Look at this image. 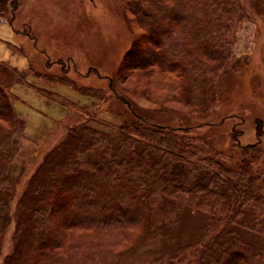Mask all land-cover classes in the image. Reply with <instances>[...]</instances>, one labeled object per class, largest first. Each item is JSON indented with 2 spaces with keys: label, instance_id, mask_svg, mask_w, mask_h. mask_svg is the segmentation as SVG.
Instances as JSON below:
<instances>
[{
  "label": "trees",
  "instance_id": "trees-1",
  "mask_svg": "<svg viewBox=\"0 0 264 264\" xmlns=\"http://www.w3.org/2000/svg\"><path fill=\"white\" fill-rule=\"evenodd\" d=\"M173 2L129 1L147 34L145 48L130 52L132 69L140 80L147 79L145 96L158 94L186 107L185 115L205 116L222 100L220 74L237 67L231 23L246 14L264 25V0ZM18 9V0H0V17L13 32L32 42L47 58L46 67L57 63L36 47L28 26L14 27ZM94 72L107 88L93 92L103 103L121 107L112 113L118 123L109 131L90 125L109 122L101 120L105 104L81 111L90 121L69 126L65 139L45 153L20 191L18 178L9 177L17 147L12 139L19 135L17 96L0 82V264H174L169 263L172 255L159 263L153 248L182 207L207 210L211 220L206 226L214 228L203 247L201 240L192 247V259L185 256L182 262L264 264V246L235 228L246 222L239 220L245 207L264 222V171H258L264 166L258 146L263 122L256 119L257 141L246 144L239 139L243 131L235 128L246 120L236 113L218 122L156 123L135 109L114 78ZM228 119L240 121L231 124L229 142L215 133ZM11 225V247L3 256Z\"/></svg>",
  "mask_w": 264,
  "mask_h": 264
},
{
  "label": "rangeland",
  "instance_id": "rangeland-1",
  "mask_svg": "<svg viewBox=\"0 0 264 264\" xmlns=\"http://www.w3.org/2000/svg\"><path fill=\"white\" fill-rule=\"evenodd\" d=\"M18 1L19 10L14 27L21 29L23 24L28 26L30 33L37 39L36 47L48 55L50 63L57 62L46 67L47 58L33 48L32 42L23 36H16L15 41L13 40L15 53L11 51L13 55L10 57V64L15 66L0 63L3 65L0 66V82L6 88L11 87L17 96L13 105L16 108L15 117L20 121L17 123L19 135L12 139L17 147L15 146L9 177L12 180L18 178L19 191L45 153L65 139L68 127L89 120L85 113L93 112L96 104L102 107L106 103L93 92V89L107 88L106 80H98L94 71L114 78L117 87L127 95L135 109L156 123L194 125L204 121L218 122L222 116L236 113L246 120L243 125L235 126L237 130L243 131L239 139L242 144H246L257 141L255 121L258 119L263 122V135L258 146L264 156V25L258 20L245 14L239 21L231 23V33L234 32V36L231 35V40L234 38L233 64L237 63V67L232 70L231 65L226 75L221 76V73V79H216L219 90H224L222 100L205 116L185 115L187 109L183 105L164 101L158 94L149 97L142 93L145 89L142 84L146 85L147 79L140 80L137 71L132 69L131 64L135 60H130V52L145 48L147 34L130 11V0ZM163 1L167 5L174 3V0ZM261 12L264 14V7ZM6 22L8 23L6 18L0 17V30L5 28ZM9 56V50L0 44V61L7 62ZM24 58L27 62H24L27 65L25 67ZM61 67L64 70L61 71ZM90 68L95 70H89ZM5 69L7 72L3 71ZM82 74H87L88 77L84 78ZM61 75L65 76V80L59 81L58 77ZM59 84L66 87L61 88L65 93L62 96L52 91H57ZM19 86L24 87L25 92L31 90L35 95L24 93ZM108 104L100 112L101 120L107 119L109 122L105 121V125L91 123V126L109 131V126L118 123L112 113H117L121 107L114 101ZM49 110H54L53 116L49 114ZM81 111L85 113L80 114ZM33 119H38L40 124ZM236 123L240 121L228 119L221 127L222 130L215 133L225 134L222 141L229 142L227 133L230 126ZM258 171H264V166H259ZM245 210L247 213L242 212L239 220L246 222L235 225V228L246 239L252 242L259 240V247L260 244L262 247V216L258 213L255 215V210L251 207H245ZM209 217L208 211L204 209H179L165 224L167 231L163 232L154 245L153 255L160 258L159 263H165L167 256L172 255L173 259L169 263L194 264L182 262L181 259L185 256L192 259L191 249L199 240L203 247L207 235L214 229L206 226L211 220ZM12 233L13 225L7 230L3 256L10 250Z\"/></svg>",
  "mask_w": 264,
  "mask_h": 264
},
{
  "label": "crops",
  "instance_id": "crops-1",
  "mask_svg": "<svg viewBox=\"0 0 264 264\" xmlns=\"http://www.w3.org/2000/svg\"><path fill=\"white\" fill-rule=\"evenodd\" d=\"M19 10V9H18ZM6 25L4 26L5 28L4 29H2V30H0V44L5 48V49H8L9 50V52H10V56L6 59L7 60V62L6 61H0V63H5V64H9V65H12V66H15V65H13V64H10V63H12V61H11V59H10V57L13 55H11V51H12V53H15V48H13L14 47V45H15V43L13 42V40L15 41V37L17 36L14 32H13V30H12V28H11V26L6 22L5 23ZM3 25V24H2ZM10 26V27H9ZM10 39V40H9ZM10 41V42H9ZM8 44V45H7ZM14 50V51H13ZM16 55V54H15ZM0 59H2V57H0ZM24 62H25V64L27 63L26 62V59L24 58V60H23V65H24ZM22 65V66H23ZM25 66H27V65H24V67ZM17 67H20V66H17ZM59 86V88L57 89V91H55V90H52L53 91V93H57V95L59 94V95H61L62 96V94H65V93H63V89H61V88H64L65 87V85H61V84H59L58 85ZM19 88L21 89V91H24V93H26V94H31L32 96L33 95H35V93L34 92H32L31 90L29 91H27V92H25V88L24 87H21V86H19ZM66 88V87H65ZM23 93V92H22ZM30 95V96H31ZM42 95H44L43 93H42ZM32 98H38V97H32ZM41 99H43V97H41ZM24 103V102H23ZM16 109V108H15ZM54 111V110H53ZM53 111H50L49 110V114L51 115V116H53V114L52 113H55V112H53ZM57 114V113H56ZM54 118V117H53ZM35 122L37 121V123L38 124H40L39 123V120L38 119H33ZM52 120V122L54 121L53 119H51ZM32 121V120H31Z\"/></svg>",
  "mask_w": 264,
  "mask_h": 264
}]
</instances>
